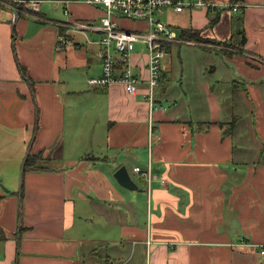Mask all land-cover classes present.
Wrapping results in <instances>:
<instances>
[{"label": "crops", "instance_id": "crops-1", "mask_svg": "<svg viewBox=\"0 0 264 264\" xmlns=\"http://www.w3.org/2000/svg\"><path fill=\"white\" fill-rule=\"evenodd\" d=\"M209 1L240 6L184 9L197 16L183 28L226 49L186 50L184 64L181 46L167 45L151 130L142 44L131 54L134 95L87 84L101 72V47L89 42L101 32L70 31L56 48L64 23L98 21L100 7L0 4V264H264V0ZM29 151L49 168L23 173ZM121 165L133 180V166L149 165L165 183L124 188L113 177Z\"/></svg>", "mask_w": 264, "mask_h": 264}, {"label": "built area", "instance_id": "built-area-1", "mask_svg": "<svg viewBox=\"0 0 264 264\" xmlns=\"http://www.w3.org/2000/svg\"><path fill=\"white\" fill-rule=\"evenodd\" d=\"M30 4L34 9L37 0H22ZM69 0H65L68 2ZM88 3L102 9V15L97 23L86 21H67L66 29L57 37L56 48L62 49L70 41L69 32L78 31L86 34L87 31L101 32L97 40H89L100 45L101 72L99 75L87 79V84L92 88H104L113 84L122 85L129 95L137 92L138 82L141 80L135 75L131 62V54L136 44H142L146 49L147 89L144 100L148 104L147 117L149 129H152V114L161 105L156 99V88L160 83L162 63L168 57L167 45L186 43V40L177 35L172 26L162 20L167 10L180 12L184 9L203 7L206 11L214 12L217 8H230L234 11L239 3L217 2L203 0H74ZM64 13L69 14L67 4ZM141 20L145 22L144 29H124L118 24L119 20ZM132 173L138 179H144L149 189L152 182L165 183V179L152 173L150 166H133ZM260 254L264 255V244L258 246Z\"/></svg>", "mask_w": 264, "mask_h": 264}, {"label": "rangeland", "instance_id": "rangeland-1", "mask_svg": "<svg viewBox=\"0 0 264 264\" xmlns=\"http://www.w3.org/2000/svg\"><path fill=\"white\" fill-rule=\"evenodd\" d=\"M12 0H0V4L1 3H8V4H13V2H11ZM205 2L209 1V0H203ZM16 3H20L23 4L22 0H17ZM197 9V8H193L192 10ZM200 9H203L200 8ZM191 15H192V11H191ZM189 10H185L183 13L182 12H174L172 10H167L166 13L162 16V20L165 21L167 24L172 25V27L174 29H176L177 31L180 28H183L184 26H188L189 22L191 21V16ZM192 16H194L196 18V16L193 14ZM98 18V17H97ZM98 21H93V23H97ZM63 27L66 28V26L64 25ZM63 33V32H62ZM72 33V35L74 36L75 39H83L85 40V34L82 32H78V31H73L70 32ZM87 36L92 39L93 37H95V34L90 33L89 31L86 32ZM186 40H192L191 44H186V43H182L184 45H182L180 47V57L182 59V61L185 64V61H190L191 57L189 56V54L186 53V50H192V52L194 54L198 53V48L201 50H210V51H220L223 49H226V42L223 40H214L212 38H209L207 36H205V34H202V36H200V38H196V39H187V37H183ZM178 45H181V43H178ZM187 45H191V46H195V47H191V46H187ZM177 48L173 47L172 49V66L174 68V70L176 69V71H178V69L180 68V63L178 60V56H177ZM144 51L146 52V49L144 48ZM182 62V63H183ZM164 65V64H163ZM177 82H174V85H177ZM168 95L170 96H177V88L173 87L172 90L168 93ZM127 168L130 169V165H127ZM133 178L136 182H141V180H139L135 175H133ZM142 202H141V208L140 211H142V214L144 216H146V213L148 211L147 208V201H146V196L143 195V197L141 198ZM133 261V259L131 260V262ZM147 262V259L145 260V256H144V260H143V264H145ZM130 263V262H129ZM128 263V264H129Z\"/></svg>", "mask_w": 264, "mask_h": 264}, {"label": "trees", "instance_id": "trees-1", "mask_svg": "<svg viewBox=\"0 0 264 264\" xmlns=\"http://www.w3.org/2000/svg\"><path fill=\"white\" fill-rule=\"evenodd\" d=\"M133 21V20H130ZM180 35L182 37H187V39H196L202 36V31L198 29H193L190 27H185L180 29ZM179 46H182L179 45ZM233 128H235V121H233L232 126L228 128V132H230ZM51 160L44 157L42 151H38L32 153L31 151L28 152L24 164L22 167L23 173L26 171H43L49 168Z\"/></svg>", "mask_w": 264, "mask_h": 264}, {"label": "water", "instance_id": "water-1", "mask_svg": "<svg viewBox=\"0 0 264 264\" xmlns=\"http://www.w3.org/2000/svg\"><path fill=\"white\" fill-rule=\"evenodd\" d=\"M113 177L116 179V181L123 186L124 188H127L129 190H137L138 186L135 183V181L130 176L128 170L124 165H121L118 167L114 173Z\"/></svg>", "mask_w": 264, "mask_h": 264}]
</instances>
